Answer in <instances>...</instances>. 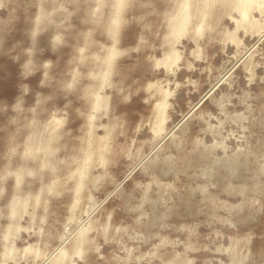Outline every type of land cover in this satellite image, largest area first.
<instances>
[{"label": "rangeland", "instance_id": "obj_1", "mask_svg": "<svg viewBox=\"0 0 264 264\" xmlns=\"http://www.w3.org/2000/svg\"><path fill=\"white\" fill-rule=\"evenodd\" d=\"M239 1L0 0V264H264V0Z\"/></svg>", "mask_w": 264, "mask_h": 264}, {"label": "bare ground", "instance_id": "obj_2", "mask_svg": "<svg viewBox=\"0 0 264 264\" xmlns=\"http://www.w3.org/2000/svg\"><path fill=\"white\" fill-rule=\"evenodd\" d=\"M120 1L121 0H118V5H120ZM186 2H188V0H185ZM190 1V0H189ZM199 1H201V0H199ZM220 1H222V0H220ZM235 2H236V4H238L239 2H241V1H239V0H234ZM244 1V3L243 4H241V6L243 7V9H244V11H245V13L247 12L246 11V8L247 7H249L252 3H254V0H243ZM182 2H183V0H182ZM185 2V6L183 7V8H181V10L179 11V10H177V11H179V13H178V15H176L175 16V23H174V28L177 30V32L179 31L178 29H182L183 27H185L186 26V24L187 23H189L188 21H189V19H191L190 17H191V14H192V12H191V14H190V11H189V7L190 6H188V3H186ZM180 4V3H179ZM181 5V4H180ZM235 5V4H234ZM199 7V6H198ZM234 7V6H233ZM236 7H238V6H236ZM242 10V9H241ZM200 11V10H199ZM206 11V10H205ZM204 11V12H205ZM209 11V10H208ZM176 12V11H175ZM194 13H197V12H194ZM200 13H202V12H200ZM209 13V12H208ZM245 13H243L244 15H245ZM199 15V14H198ZM205 15H206V13H205ZM201 16H202V14H201ZM173 20V21H174ZM181 32H183V31H181ZM12 214V213H11Z\"/></svg>", "mask_w": 264, "mask_h": 264}]
</instances>
